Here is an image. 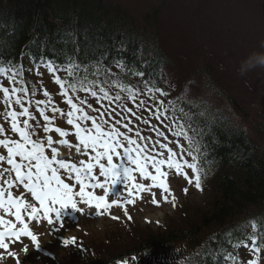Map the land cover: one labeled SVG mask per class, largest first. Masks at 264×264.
I'll return each instance as SVG.
<instances>
[{"label": "trees", "instance_id": "trees-1", "mask_svg": "<svg viewBox=\"0 0 264 264\" xmlns=\"http://www.w3.org/2000/svg\"><path fill=\"white\" fill-rule=\"evenodd\" d=\"M161 17L157 6L139 16L109 0H0V66L79 65L81 73L88 70L89 80L107 79L106 88L165 91L162 69L171 60L163 45ZM59 73L63 80L66 73ZM199 73L205 88L220 96L222 85L210 67L203 65ZM117 91L124 98L128 95L120 87L111 94ZM78 95L94 99L84 92ZM151 95L138 99L152 102ZM156 98L165 101L174 119L184 117L179 123L199 130V142L192 150L208 187L206 212L198 224L149 234L123 253L109 254L93 264H126L157 251L176 252L182 258L179 264H224L222 253L231 250L224 241L244 239L249 222H256L259 236H264V154L241 128H232L228 111L205 103L177 102L159 93ZM228 103L238 109L231 96ZM218 169L223 172L218 174Z\"/></svg>", "mask_w": 264, "mask_h": 264}, {"label": "rangeland", "instance_id": "rangeland-1", "mask_svg": "<svg viewBox=\"0 0 264 264\" xmlns=\"http://www.w3.org/2000/svg\"><path fill=\"white\" fill-rule=\"evenodd\" d=\"M109 1L120 3L139 16L147 13L152 7H160L163 45L171 60V65L164 69L165 88L169 96L205 100L210 105L226 109L224 101L213 97L203 88L202 80L198 78L197 72L203 65L215 66L216 70L212 72V75L220 80L219 73L224 71L230 82L232 76L239 84V87H235L239 94H235L234 90L228 87L224 88L221 94L237 100L241 114L235 113V121L256 145L264 149V69L257 68L244 76L239 74L240 64L245 58L255 52H264V8L262 9L264 0ZM59 75L50 73L47 69L35 73L32 77L35 95L29 91V94L23 97L24 106L37 117L36 121H30V123L38 124L41 137L46 140L48 135H52L54 141H57L53 146L60 152L58 159L78 165L80 159L87 160V157L76 153L77 146L81 147V151L83 147L79 145V140L75 137V129L67 124L66 115L62 117L59 113L53 114L51 111L52 107L60 108L65 113L70 110L66 104L67 97L62 95L64 90L55 83L56 76ZM0 82L9 86L4 77H0ZM44 91L49 93L47 97L43 95ZM14 99L15 97L13 101ZM38 100H43L44 103L37 106ZM89 102H93L94 107L97 106L94 99ZM123 102L122 100L121 103ZM127 105L136 107L135 103L127 102ZM19 107L13 103L11 110H19ZM39 108L45 109V114L50 118L49 121H44L39 115ZM4 110L3 96L0 93V124L5 123ZM85 111L95 115L89 109ZM129 119L133 120L134 131L139 128L142 135H151L153 139L167 143L157 137L155 132H151L149 126L136 122L130 115ZM88 125L90 126V121ZM43 126L53 131L44 133ZM5 127V135L19 139L7 130L10 129V123L5 124ZM56 127H60L69 135L59 137V134L54 132ZM121 130L124 131V129ZM131 135L135 138L134 132ZM168 135L171 139L170 133ZM59 140H66L67 144L61 145ZM169 146L178 151L175 145ZM156 149L159 151L158 145ZM4 154L6 155V151ZM46 154L51 157L50 149H46ZM114 162L118 161L114 158ZM149 171L152 169L149 168ZM167 171L169 186L176 198L175 203L172 202L171 197L168 202H165L162 198L165 194L159 189H152L156 193L159 206L152 203L150 193H141V198L137 199L134 205L126 206L131 219H128L124 210L116 205L108 210L111 215L119 218L113 220L103 210L100 215H97L95 208H89L81 203H78L81 212L66 209V214L59 222H56L55 215L52 214V225L42 218L38 221H28L25 217L26 223H29V229L37 236L41 250L38 252L30 239L23 236L18 241H8L9 250L16 253L21 264H93L109 254L123 253L149 234H155L167 228H185L189 223L198 224L206 212L204 209L209 194L204 195V192L198 190L194 184H188L182 176L176 175L174 170ZM98 172V168L94 170L96 175ZM135 175L138 183L146 186L151 184V181L141 179L138 173ZM100 179L103 180V177ZM66 182L72 183L67 180ZM78 188L77 185V191ZM184 189L188 190L187 193ZM20 191L21 189L14 190V196ZM89 191L92 190L89 189ZM111 192L115 193L111 198L120 196L122 202L129 199L124 184H117ZM95 194L103 195V190L96 189ZM72 238L75 239V244L69 246L63 244L65 239ZM25 247L28 249L27 252L24 251ZM44 253L48 255L45 256ZM173 254L175 257H172ZM0 256H3L0 264H17L16 259L8 256L3 250H0ZM179 261H181L180 256L176 252L168 254L157 251L152 256H140L127 261L126 264H179Z\"/></svg>", "mask_w": 264, "mask_h": 264}, {"label": "snow or ice", "instance_id": "snow-or-ice-1", "mask_svg": "<svg viewBox=\"0 0 264 264\" xmlns=\"http://www.w3.org/2000/svg\"><path fill=\"white\" fill-rule=\"evenodd\" d=\"M45 67L50 73H66L63 80L56 76L55 83L64 90L62 95L67 97L66 104L70 110L65 113L60 108L52 107L51 111L53 114L59 113L62 117L66 115L67 124L75 129V137L83 147L81 151V147L77 146L76 153L86 156L87 160L80 159L77 165L58 159L60 152L53 146L57 141H54L52 135H48L45 140L39 133L38 124L30 123L36 121L37 117L24 106L23 97L29 94V88L24 86L27 81L22 77L23 69L14 65L0 66V77H4L9 85L5 86L0 82V93L5 108L3 112L5 123L0 124V137H4L0 138V213H2L0 250L16 259L17 264L21 262L16 253L9 250L8 241H18L22 236L27 237L38 252L41 250L37 236L29 229L25 217L28 221H38L42 218L52 225V214L55 215L56 222H59L66 214V209L81 212V208L78 207V203H81L89 208H95L97 215L103 210L113 220L119 218L111 215L108 210L116 205L124 210L128 219H131L126 206L134 205L135 201L141 198V193H150L152 203L159 206L156 193L152 191L159 189L165 194L162 197L165 202L171 197L175 203L176 198L169 186L167 170H174L175 174L182 176L188 184H194L198 190H202L201 168L197 163L198 157L192 150L193 145L199 142L197 140L199 130L192 124L179 123V120L184 119L183 116L174 119L168 114L169 109L165 107V101L156 98V93H159L160 97H166V91L148 87L145 92L144 89H124L119 85H109L106 88L105 85L109 84L107 79L89 80L88 70L85 69L81 73L79 65L72 67L46 64ZM115 87L126 90L127 97H122L119 91L112 95ZM80 92L90 94L99 107H94L93 102L81 98L78 95ZM147 93H152L148 97L152 101L151 105L145 99H138ZM32 94L35 95V92ZM43 95L47 97L49 93L44 91ZM127 100L135 103L136 107L127 105ZM103 101H107V104L102 103ZM13 103L20 106L19 110H11ZM43 103V100H38L37 106ZM84 105H87L90 112L95 115L86 112ZM111 105L115 106L109 107ZM39 115L44 121L50 119L44 108H39ZM129 115L134 117L136 122L149 126L151 132H155L157 137L167 143L153 139L151 135H142L139 128L134 131L133 120L129 119ZM8 123L10 129L7 130L19 139L5 135V124ZM50 131L53 130L43 126L44 133ZM54 132L58 133L59 137L69 135L60 127H56ZM133 132L135 138L131 135ZM58 142L61 145L67 144L66 140ZM170 144L175 145L178 151L170 147ZM157 145L159 151L156 149ZM46 149H50L51 157L46 154ZM196 152H199V149H196ZM114 158L118 162H114ZM97 168L98 175L94 173ZM149 168L152 171H149ZM136 173L141 179L151 181V184L146 186L138 183ZM100 177H103V180ZM117 184L125 185L129 199L121 202L122 197L117 196L109 203L107 199L109 193ZM16 189L21 191L14 196ZM96 189H102L103 195H96ZM187 191L184 189L185 193ZM75 243L74 238L63 241L65 246ZM224 243L231 249L222 253L224 264H242L238 252L240 248L250 253L246 264H264V236L251 233L244 239L229 237ZM27 250L25 247L24 251ZM217 250L219 251V248ZM44 255L47 256L48 253ZM0 259H3V256H0Z\"/></svg>", "mask_w": 264, "mask_h": 264}, {"label": "clouds", "instance_id": "clouds-1", "mask_svg": "<svg viewBox=\"0 0 264 264\" xmlns=\"http://www.w3.org/2000/svg\"><path fill=\"white\" fill-rule=\"evenodd\" d=\"M257 68L264 69V52H255L243 60L239 67V74L246 75Z\"/></svg>", "mask_w": 264, "mask_h": 264}, {"label": "bare ground", "instance_id": "bare-ground-1", "mask_svg": "<svg viewBox=\"0 0 264 264\" xmlns=\"http://www.w3.org/2000/svg\"><path fill=\"white\" fill-rule=\"evenodd\" d=\"M216 70V68H215V66H213V69H212V72L213 71H215ZM234 70V69H233ZM230 75H231V69H230ZM212 74V73H211ZM219 78H220V81L222 82L223 81V85H224V88H230V89H233L234 90V92H235V94H239L236 90H235V87H239V84L233 79V77L231 76V82L229 81V78H228V76H227V74L224 72V71H222V73L220 72L219 73ZM241 78V77H240ZM230 82V83H229ZM231 84H232V86H231ZM236 126L235 125H233V127L232 128H235ZM219 168H220V166H219ZM223 168V167H222ZM221 172H223L222 171V169H218L217 170V173L218 174H220Z\"/></svg>", "mask_w": 264, "mask_h": 264}]
</instances>
